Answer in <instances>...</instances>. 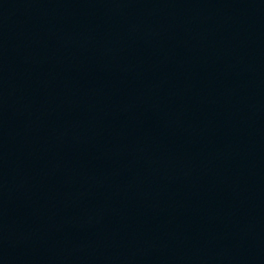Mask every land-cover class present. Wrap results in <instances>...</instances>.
<instances>
[{"label": "water", "instance_id": "1", "mask_svg": "<svg viewBox=\"0 0 264 264\" xmlns=\"http://www.w3.org/2000/svg\"><path fill=\"white\" fill-rule=\"evenodd\" d=\"M0 264H264V0H0Z\"/></svg>", "mask_w": 264, "mask_h": 264}]
</instances>
